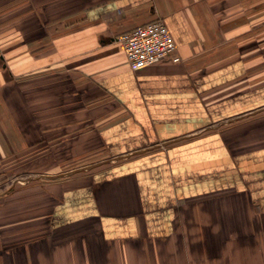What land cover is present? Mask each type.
I'll list each match as a JSON object with an SVG mask.
<instances>
[{
    "label": "crops",
    "instance_id": "0c3cea01",
    "mask_svg": "<svg viewBox=\"0 0 264 264\" xmlns=\"http://www.w3.org/2000/svg\"><path fill=\"white\" fill-rule=\"evenodd\" d=\"M157 18L181 60L134 70ZM262 31L264 0H0L1 160L72 170L22 188L10 263L264 264Z\"/></svg>",
    "mask_w": 264,
    "mask_h": 264
},
{
    "label": "rangeland",
    "instance_id": "374dc122",
    "mask_svg": "<svg viewBox=\"0 0 264 264\" xmlns=\"http://www.w3.org/2000/svg\"><path fill=\"white\" fill-rule=\"evenodd\" d=\"M32 4H33V0H32ZM43 5L44 7L49 6V0H43ZM61 6L64 9L63 3L61 4ZM52 28H53L52 26H47V27L44 26L43 29L47 32H50ZM263 35H264V31L261 32V37ZM254 79L255 81L258 79L257 75L254 76ZM2 120L4 119L2 116V112L0 110V131H2V124H4ZM27 127H28V122H27ZM17 129L18 128L16 127L15 131H17ZM1 138L3 140V138L5 137L1 136ZM4 155L6 154H2V152H0V264L2 263V259L4 258H6L5 261L6 263L7 262L10 263V261L14 262V260L18 258V256L15 257L16 254L18 253V246H22V243H28L29 245L30 244L29 242L31 241V240H24V242H22L16 240L11 243L9 240H7L5 241V243H3L2 241L3 236L7 237L9 235L11 238L13 237L18 238L20 235H26L25 233H22L26 229L28 231L30 230L32 234L34 233V228H33L34 224L32 223V220H30L29 218L26 220L23 219L18 220V218H20V215L22 214L21 213L22 210L32 209L29 207L27 208L24 207L23 202L25 201L22 198H20V196H24V190L22 188L26 186L25 184H27L28 181H32L33 179H37L39 182H43V184H49V182H52V180L59 179V177L62 176H68V174L72 173V170L68 171L66 168L41 169L39 161L37 163H31L30 159L28 158L27 159L25 157L19 158L20 156L19 153L14 155L13 153L10 154V156L12 155L11 157L12 163L8 160H7L8 162L6 161L2 162L1 159L2 156ZM42 156L45 157V159L47 158L48 160L47 164L43 163V165H50L51 163H53V160L56 159L57 154L52 152L51 148H49L48 151L46 152L44 151ZM10 188L12 190H10ZM19 191H21V195ZM3 215H6V217H3ZM3 219H5V221H2ZM43 226H44L43 227V232H44L46 230L45 223ZM31 244L32 246L34 245L33 242ZM43 249H44L43 253L44 254L47 253L46 248L44 247Z\"/></svg>",
    "mask_w": 264,
    "mask_h": 264
},
{
    "label": "built area",
    "instance_id": "2783aa9c",
    "mask_svg": "<svg viewBox=\"0 0 264 264\" xmlns=\"http://www.w3.org/2000/svg\"><path fill=\"white\" fill-rule=\"evenodd\" d=\"M116 40L134 70L165 59L181 60L176 41L162 18L125 31Z\"/></svg>",
    "mask_w": 264,
    "mask_h": 264
}]
</instances>
